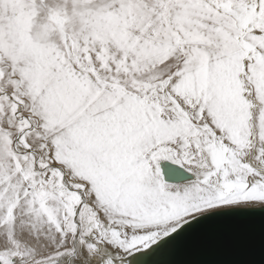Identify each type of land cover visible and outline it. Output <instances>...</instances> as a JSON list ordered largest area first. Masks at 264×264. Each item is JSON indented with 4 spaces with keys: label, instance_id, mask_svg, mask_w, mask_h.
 I'll use <instances>...</instances> for the list:
<instances>
[{
    "label": "snow or ice",
    "instance_id": "6c2138e0",
    "mask_svg": "<svg viewBox=\"0 0 264 264\" xmlns=\"http://www.w3.org/2000/svg\"><path fill=\"white\" fill-rule=\"evenodd\" d=\"M264 212V0H0V264H149Z\"/></svg>",
    "mask_w": 264,
    "mask_h": 264
},
{
    "label": "water",
    "instance_id": "95a60500",
    "mask_svg": "<svg viewBox=\"0 0 264 264\" xmlns=\"http://www.w3.org/2000/svg\"><path fill=\"white\" fill-rule=\"evenodd\" d=\"M149 264H264V212L192 225L149 257Z\"/></svg>",
    "mask_w": 264,
    "mask_h": 264
}]
</instances>
